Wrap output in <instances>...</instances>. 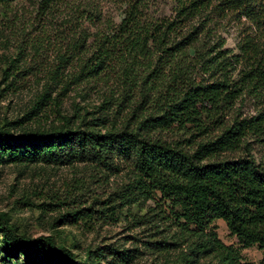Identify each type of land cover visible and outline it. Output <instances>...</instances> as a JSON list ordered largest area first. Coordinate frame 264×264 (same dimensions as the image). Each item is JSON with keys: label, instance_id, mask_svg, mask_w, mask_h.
Instances as JSON below:
<instances>
[{"label": "trees", "instance_id": "trees-1", "mask_svg": "<svg viewBox=\"0 0 264 264\" xmlns=\"http://www.w3.org/2000/svg\"><path fill=\"white\" fill-rule=\"evenodd\" d=\"M14 1L0 0V6ZM69 1L41 0L40 5L47 12ZM160 1L106 0L122 11L120 20L107 17L106 29L92 35V52L59 56L60 65L79 60L75 81L100 80L109 99L116 95L119 111L130 108L123 125L103 132L68 119L48 131L23 133L2 126L0 162L89 161L110 170L125 163L131 182L102 202L107 206L73 214L85 221L114 220L125 208L144 203V222L158 226L153 218L166 219L175 227L170 238L148 241L151 250L177 251L167 264H250L239 248L220 239L216 221L223 220L244 248L264 250V160L218 157L239 150L251 137L264 141V0H171L170 16L157 15ZM83 12L92 24L94 17L103 18L101 8ZM230 15L250 18L262 32L260 37L248 33L237 53L211 45L215 32L208 22ZM86 34L85 28L78 41L87 42ZM248 94L261 100L257 112L222 123L221 133L208 138L211 131L199 117ZM171 130L189 137L171 143L156 136ZM0 231L6 252L24 253L25 264L126 262L115 249L89 250L78 262L70 248L57 246L50 236L25 238L1 217Z\"/></svg>", "mask_w": 264, "mask_h": 264}, {"label": "rangeland", "instance_id": "rangeland-1", "mask_svg": "<svg viewBox=\"0 0 264 264\" xmlns=\"http://www.w3.org/2000/svg\"><path fill=\"white\" fill-rule=\"evenodd\" d=\"M41 0H16L0 6V128L5 126L15 133L48 131L63 125L89 124L103 132L121 127L130 114V108L119 111L110 98L108 89L100 80H77V57L60 65L59 56L79 55L78 50L92 52L94 33L106 29L107 17L119 21L122 11L106 0H70L45 11ZM175 7L171 0H161L155 9L157 15L170 16ZM101 8L103 18L84 20ZM156 11V10H155ZM98 14V13H97ZM214 17L208 22L213 28L211 45L218 49L239 52V43L250 33L262 36L261 30L250 18L230 15ZM207 22H205L206 24ZM86 28L87 42L79 35ZM109 31V30H108ZM78 47V46H77ZM60 67V68H59ZM105 89V90H104ZM261 100L248 94L232 104H224L211 115L203 114L200 121L208 124L210 137L219 135L222 123H231L236 117L254 115ZM214 120L212 122L211 119ZM168 142H178L188 135L176 130L156 134ZM264 138V136H261ZM196 141L203 136H196ZM251 137L235 152H225L219 159L254 156L264 160V141ZM120 169L110 170L95 162L77 161L72 164L0 162V217L13 225L25 238L50 236L57 246H66L78 262L85 260L89 250L102 252L115 249L125 255L124 264H167L176 258L177 251L160 253L149 249L148 241L170 238L175 227L165 220L153 218L158 224L144 222V203L125 208L114 220H86L73 214L84 208H102L111 194L131 182V168L125 163ZM152 207V201L147 202ZM169 213V212H168ZM217 232L227 245L239 248L243 260L258 264L264 250L258 246L244 248L223 220H217ZM5 233L0 231V264H25V254L6 252ZM102 259L101 264H107Z\"/></svg>", "mask_w": 264, "mask_h": 264}]
</instances>
